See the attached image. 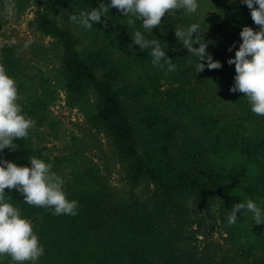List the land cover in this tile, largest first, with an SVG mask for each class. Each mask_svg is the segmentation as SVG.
Returning a JSON list of instances; mask_svg holds the SVG:
<instances>
[{
	"label": "trees",
	"instance_id": "obj_1",
	"mask_svg": "<svg viewBox=\"0 0 264 264\" xmlns=\"http://www.w3.org/2000/svg\"><path fill=\"white\" fill-rule=\"evenodd\" d=\"M12 1L19 11L35 6L30 25L52 41L67 99L74 104L93 97L90 124L110 141L128 184L117 195L92 168L73 174L62 190L78 202L75 216L54 215L25 203L16 189H5L6 202L31 222L44 248L35 264H264V223L255 224L253 213L241 210L237 222L227 225L235 203L251 199L264 212V116L251 111L243 93L230 91L234 64L209 70L205 59L197 73L199 58L175 36V28L195 24L187 12L173 10L149 31L142 20L131 17L132 27L129 17L110 8L88 30L70 16L110 0ZM222 8V21L212 27L222 34L252 22L241 0H227ZM137 30L147 40H159L175 71L154 66L152 49L133 44ZM0 65L25 90L28 114L55 99L42 73L34 76L35 91L26 87L31 76L11 42L1 49ZM216 74L229 82H215ZM218 93L227 99L226 111L210 106ZM13 143L16 151L6 148L0 159L29 167L31 157L48 163L30 135ZM140 186L148 192L139 195ZM0 264L16 262L5 255Z\"/></svg>",
	"mask_w": 264,
	"mask_h": 264
},
{
	"label": "clouds",
	"instance_id": "obj_2",
	"mask_svg": "<svg viewBox=\"0 0 264 264\" xmlns=\"http://www.w3.org/2000/svg\"><path fill=\"white\" fill-rule=\"evenodd\" d=\"M241 2L250 9L251 18L259 26V30L244 26L240 32L242 43L235 52V57L227 61L229 65H235L236 72L235 83L230 91L243 93L251 105V111L264 116V0ZM198 7V0H110L109 4L101 3L91 11L74 14L70 16V20L91 30L94 23L102 22L101 17H105L110 8H116L122 16L129 17L128 25L135 27V20L131 18L135 17L142 20L145 30L151 31L159 27L167 13L183 9L192 14ZM103 23L107 28L106 19ZM198 32V24H192L186 29L175 28L177 40L182 42L190 56L199 58L196 64L197 73L205 69V64L201 62L205 59L209 70L220 69L222 64L214 61L207 53L208 45L201 40V36L196 35L195 39L193 38V34ZM132 40L140 50L152 49L150 55L154 66L163 68L167 65L168 72L175 71L176 65L162 50L159 40H147L139 30L134 32ZM194 44H198L199 47H193ZM228 51H232V48L230 47ZM18 99L15 80L10 78L4 66L0 65V152L6 148L16 151L13 141L27 138L29 130L34 126L35 122L22 114ZM29 163L30 167L18 166L14 162L0 159V256H10L16 264H24L26 261L35 264L44 254V248L39 243L31 222L22 218L19 209L6 202L5 189H16L23 196L25 203L52 209L54 215L78 214V202L66 198L62 190L63 180L51 171V164L36 157H31ZM241 210L253 213L255 224L264 223V212L249 199L246 203L232 205L227 217L228 226L237 222L239 219L237 213Z\"/></svg>",
	"mask_w": 264,
	"mask_h": 264
},
{
	"label": "rangeland",
	"instance_id": "obj_3",
	"mask_svg": "<svg viewBox=\"0 0 264 264\" xmlns=\"http://www.w3.org/2000/svg\"><path fill=\"white\" fill-rule=\"evenodd\" d=\"M225 1L227 0H202L201 3L198 2L199 7L195 13H187L191 24L194 22L199 25L198 33L204 38L201 40L208 45L206 51L222 66L228 64L230 58L235 57V52L242 43L240 32L244 27L227 28L224 34L212 28L217 27V23L222 21L221 16L223 17L226 12V8H222ZM14 5L15 2L12 0H3L0 4V54L3 45L11 42L22 58L25 73L31 76L30 79L25 78L26 87L35 91L34 76L42 73L49 79V87L56 95L45 110H35L34 115H31L28 114L30 109L28 103H22L26 99L25 90H19L17 87L19 97L17 103L24 111L25 117L35 122L29 130V135L35 145L42 149L48 163L61 170L58 176L62 178L63 183L67 180L72 181L73 174L80 175L85 169L92 168L114 194H123L128 190L124 168L114 155L108 138L97 132L90 124L93 97L90 95L84 101L74 104L67 99L59 81L56 49L49 38L41 36L30 25L35 6L29 5L19 11ZM248 26L259 30V26L253 20ZM198 33L193 34L194 39ZM194 46L196 47V44ZM230 47L232 51H228ZM213 50L219 55H214ZM213 79L215 82L218 79L222 83L229 82L228 77L221 74H216ZM222 88V91H225L226 87ZM212 102L210 106H214V111H226L229 107L227 99L221 93H218ZM136 192L142 195L148 190L145 191L140 186ZM26 264L32 262L26 261Z\"/></svg>",
	"mask_w": 264,
	"mask_h": 264
}]
</instances>
